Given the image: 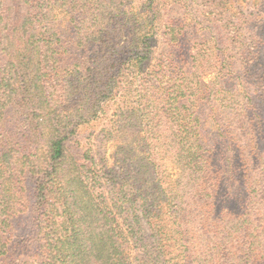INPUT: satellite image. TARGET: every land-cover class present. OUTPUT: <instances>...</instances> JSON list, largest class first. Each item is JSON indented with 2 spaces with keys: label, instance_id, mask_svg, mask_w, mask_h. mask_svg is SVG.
Masks as SVG:
<instances>
[{
  "label": "trees",
  "instance_id": "obj_1",
  "mask_svg": "<svg viewBox=\"0 0 264 264\" xmlns=\"http://www.w3.org/2000/svg\"><path fill=\"white\" fill-rule=\"evenodd\" d=\"M232 3L184 42L164 0H0L1 264L26 212L37 264H264V0L260 39Z\"/></svg>",
  "mask_w": 264,
  "mask_h": 264
},
{
  "label": "rangeland",
  "instance_id": "obj_2",
  "mask_svg": "<svg viewBox=\"0 0 264 264\" xmlns=\"http://www.w3.org/2000/svg\"><path fill=\"white\" fill-rule=\"evenodd\" d=\"M166 3V8L168 9V18L170 19L171 15L176 16V20L178 22H182L183 25L186 26L185 35L183 37L184 42L191 41L192 39L195 40L194 42L204 40V33H208L209 30L207 29L209 26H215L217 22H213L214 16L212 12V8L203 9V5L201 4L202 0H164ZM259 0H233V8L229 11V14L234 13L236 14L235 21L243 22L244 20L250 24V29L247 31L246 36L250 37L251 39H260L263 34L259 33V23L255 24L259 17L257 16L258 9L261 6H258ZM264 7V6H262ZM206 12H209V15L206 16ZM164 20V21H163ZM161 21L159 27V33L156 37V50L162 51L163 49H167V42L164 38V24L166 18ZM254 20V21H253ZM218 23H221L218 17ZM262 23V22H261ZM264 25V21L262 26ZM130 33L129 31L126 32L125 38H129ZM227 44H230L231 39L228 41L225 39ZM186 51H188V43L185 45ZM220 50H226L225 53H222L221 59L224 60L226 56L233 57L234 53L230 51V48L225 44L220 46ZM223 61L218 63L219 66L223 65ZM225 66V65H224ZM204 73V82L206 84H216V82L221 80L222 87H229L230 86H238L240 85L239 81L236 80L234 75H227L225 77L218 78L216 77V69L213 67L212 69L205 70ZM234 78V79H233ZM242 84V82H241ZM262 118H264V104L260 107ZM260 138L257 141V147L254 149V154L264 153V124H261ZM115 154L116 148L114 146H108V153L107 156L111 159V161L115 162ZM168 170L171 174L176 173V168L168 163ZM28 190V195L32 199L33 194V181L30 178H26L25 182ZM13 220V225L10 229V232L7 236H10V241L13 243H18L19 245L23 244L26 249L25 256L23 260L29 261L28 264H37L35 258H32V254L35 252V247L32 245L33 249L28 247V238L30 233L33 229L35 224L34 217L29 213H21L20 215H15ZM31 251V253H29ZM29 256V257H28ZM1 264V263H0ZM19 264H23L19 262Z\"/></svg>",
  "mask_w": 264,
  "mask_h": 264
}]
</instances>
